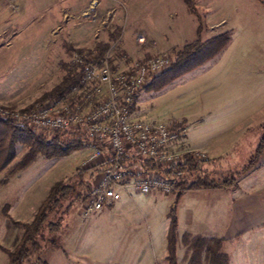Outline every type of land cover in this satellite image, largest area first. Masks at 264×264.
Wrapping results in <instances>:
<instances>
[{
	"label": "rangeland",
	"instance_id": "374dc122",
	"mask_svg": "<svg viewBox=\"0 0 264 264\" xmlns=\"http://www.w3.org/2000/svg\"><path fill=\"white\" fill-rule=\"evenodd\" d=\"M100 1L0 0V107L26 109L37 101H44L42 95L58 84L70 67L76 66L73 61L75 52L95 56L98 61L101 49L98 46L106 41H110L111 45L105 57L112 61L116 70L127 69L135 62L160 52L138 57L136 51L126 50L121 34L128 22L129 25L136 22L153 36H167L177 44L173 47H179L197 37V17L184 0H128L129 3L127 0H110L105 1L106 7L103 4L102 9ZM197 5L205 17L203 37L226 29L232 31L233 44L222 53L227 49L230 54L255 50L264 53V3L261 0H197ZM114 33H119L115 39ZM137 39L135 48L150 43L148 36L140 40L137 36ZM173 47L165 51L170 53ZM222 53L161 90H141L135 99L133 116L178 121L186 127L187 132L193 119L209 111L212 114L206 117L214 116L217 106L213 109L210 105L218 94L217 85L211 86L210 81L204 84L201 79L203 84L198 89L192 76ZM118 58L124 61L123 65L119 64ZM216 83L219 85V82ZM204 88L208 100L205 103L200 100ZM197 103L200 106L195 107ZM249 106H254L253 100ZM217 115V118L213 117L203 123L205 136L211 133L215 138L219 137L224 127L221 118L225 114L218 111ZM227 116H241V113L230 112ZM258 131L260 138L263 132L262 129ZM185 146L196 148L190 146L187 139ZM89 148L88 145L57 157L39 154L30 166L14 175H10L7 169L0 172L1 246L14 248L16 234L8 233V216L22 222H31L53 184L63 180L69 186L68 194L48 220L55 230L46 227L39 240L41 248L32 255L31 260L39 259L47 264H135V257L141 253L146 254L147 248L151 253H157L158 246L164 245L169 225L168 213L176 199L177 190L168 194L161 191L132 194L84 218L80 215L82 197L89 190L95 172L94 167L85 163ZM26 150L25 145L18 144L14 162ZM218 167L226 169L227 165L220 164ZM262 169L251 172L252 177H260ZM247 183L248 180L244 178L241 191L245 190ZM206 192L204 189L190 190L184 196L180 204V215L187 222L181 229L182 234L184 230L189 232L190 228H196L202 234L212 235V224L227 223V220L216 219L219 216L210 217L206 210L193 209L194 199ZM262 225L264 219L257 220V230L253 231L261 235H253L252 230H246L238 238L231 236L238 233V230H220L223 250L229 254L231 264H264ZM191 256L189 245L179 241V264H190ZM152 261L154 264H163L162 257L157 255ZM7 263L8 255L0 249V264ZM199 264H205L204 254Z\"/></svg>",
	"mask_w": 264,
	"mask_h": 264
},
{
	"label": "built area",
	"instance_id": "2783aa9c",
	"mask_svg": "<svg viewBox=\"0 0 264 264\" xmlns=\"http://www.w3.org/2000/svg\"><path fill=\"white\" fill-rule=\"evenodd\" d=\"M144 39V37H141ZM170 53H156L127 69L116 70L109 59L95 60L75 52L76 66H86L81 82L65 96L37 101L29 108L0 107L2 117L26 120L47 135L68 127H79L97 139L89 146L85 163L94 167L89 190L82 197L80 215L89 218L124 195L171 193L176 180L159 168L143 165L141 159L162 166L181 162L191 152L197 159L209 154L185 146L186 127L178 121L134 117L131 110L136 95L151 78L171 64ZM125 155L137 162H122Z\"/></svg>",
	"mask_w": 264,
	"mask_h": 264
},
{
	"label": "trees",
	"instance_id": "16d2710c",
	"mask_svg": "<svg viewBox=\"0 0 264 264\" xmlns=\"http://www.w3.org/2000/svg\"><path fill=\"white\" fill-rule=\"evenodd\" d=\"M264 3V0H261ZM189 10L198 20L197 37L187 41L179 47H173L170 55L171 64L154 75L141 90H161L174 80L180 78L209 60L218 56L231 43L233 36L230 29L216 32L208 37H203L205 29V17L200 11L197 0H184ZM119 34V33H118ZM118 34H113V39ZM111 43L104 42L98 46L100 50L97 58L105 57ZM112 67V61H110ZM86 66L70 67L62 80L53 88L42 95V100L60 98L70 92L72 86L77 85L83 78ZM139 91V92H140ZM138 95V94H137ZM136 95V96H137ZM136 99V97H135ZM135 100L131 105L133 109ZM264 131V122L260 125ZM97 139L92 138L79 127H68L56 131L53 135L34 129L26 120H16L14 117H2L0 115V172L7 169L10 175L18 173L30 166L39 156L44 154L50 157L65 156L73 150L82 149ZM23 144L27 150L14 162L17 156V146ZM264 149V133L258 143L257 149L250 159L236 170L219 168L217 158L197 159L191 152L185 154L181 162L162 166L153 160L141 159L146 167L159 168L167 174H171L176 180V199L170 207L168 217L169 225L166 234V262L167 264H179V203L186 191L198 188H228L235 187L243 174L251 170L258 163ZM123 163L132 165L137 160L125 155ZM69 186L63 180L56 181L41 201L31 222H22L8 216V233L15 236L13 249L0 245V249L8 255L7 264H47L31 260L32 255L41 248L40 238L47 226L54 231L53 224L48 222L50 214L62 204L67 196ZM185 235V242L192 250L191 264H199L203 254L205 264H230V256L223 251V238L206 237L196 235L189 239Z\"/></svg>",
	"mask_w": 264,
	"mask_h": 264
},
{
	"label": "crops",
	"instance_id": "0c3cea01",
	"mask_svg": "<svg viewBox=\"0 0 264 264\" xmlns=\"http://www.w3.org/2000/svg\"><path fill=\"white\" fill-rule=\"evenodd\" d=\"M105 1L110 0H101L99 2L101 9L103 4H105ZM81 2H84V0H81ZM105 7L106 4L104 5V8ZM127 25V28L125 31L123 30L121 34L123 47L129 51H136L138 57L158 51L163 52L175 45L177 46V44H174L167 36H153L146 28L134 21L131 22L130 25L128 22ZM137 36H139V40L141 37L145 38V36H148L150 43H147L145 46L135 48L137 45L136 43H138ZM154 40L156 42H154ZM230 44H233L232 41ZM231 45L227 48H230ZM227 50L224 53H222V51V55L209 63L207 67H204L201 71L192 76L193 79L196 80V86L198 89H201L199 88V85L203 84L201 83V79L204 80V84L210 81L211 86L217 85L218 94L214 98L215 101H212L210 105L213 109L217 106V109L214 116H209L207 118L206 116H208V114H212L211 111H209L206 112V114L204 113L202 117L199 116L196 119H193L188 132L186 129L187 135L185 139H187L190 146L206 151L211 158H217L219 166L220 164H226L227 167H225V170H236L250 159L251 155L257 149L258 143L264 133L262 127L260 126L261 123L264 122V53H260L255 50L251 52L236 51L233 54H230ZM117 61L120 65L124 64V61H120L119 58ZM213 71L215 72L213 73ZM242 72H244V75ZM214 75L215 78L213 77ZM212 82L214 83L212 84ZM216 82H219V85ZM202 91L203 93L199 91L198 94L201 93L200 100L205 103L208 101L206 100L207 94L205 88ZM215 91L216 90H214V92ZM252 94L253 96H251ZM252 100L254 101L253 107L249 106L250 104L252 105ZM212 104L215 105L212 106ZM195 105V107L200 106L199 103ZM203 106H206V104ZM246 109H249L250 112L247 113L249 110ZM201 110L203 111V109ZM218 111L225 114V116H222L221 118V120H223L221 123L224 125L223 130L219 133L218 138H215L211 133L205 136L203 134L204 131H202L203 123L205 120H210L213 117L217 118ZM230 112H232V114L240 112L241 116H227ZM259 129H262L263 132L260 138ZM241 158L242 160H240ZM262 168H264V149L256 166L238 178L235 187L191 189L197 191L204 189L208 191L205 194L198 195L194 199V210L198 211L200 208L202 211H208L210 217L219 216L216 218L219 219V221H222L223 219L224 221L227 220L226 224L216 223L214 225L210 223L209 225L212 224V229H210L212 230V235H208V233L202 234L200 230L198 231L197 229L196 231V228H190L189 232L184 230L182 234L181 229L183 226H186L185 222L187 221L183 220L184 216L180 215V204L186 193L190 190L186 191L179 203V241L186 244V234L189 235V239L196 235L222 238L220 230L225 228L238 230V233L231 235L235 238L242 236L243 234L241 233L246 230H252V232L256 231L257 229L255 227L257 220L264 219V169ZM257 169H262V173L260 174L261 176L253 178L251 172H254ZM244 178L248 180V183L245 190L241 191V182ZM127 196L128 195H124L119 201ZM196 205H199V207ZM211 219L214 220V218ZM246 224H248L247 228L245 227ZM262 226L264 227V225ZM256 233L253 235H256ZM166 234L164 236V245L162 244L161 246H158L157 253L155 251L151 253L150 249L147 248L146 245L145 247L149 252H147L148 256H146L147 253H141L138 257H135V259H137L135 264H154L152 259L155 258L156 255L162 257L163 264H167L165 260ZM257 235L261 234L257 233ZM177 253L179 258V243Z\"/></svg>",
	"mask_w": 264,
	"mask_h": 264
}]
</instances>
